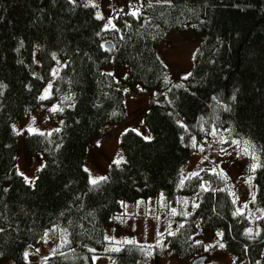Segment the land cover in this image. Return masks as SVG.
Wrapping results in <instances>:
<instances>
[{"label": "trees", "instance_id": "1", "mask_svg": "<svg viewBox=\"0 0 264 264\" xmlns=\"http://www.w3.org/2000/svg\"><path fill=\"white\" fill-rule=\"evenodd\" d=\"M126 18L106 29L95 8L70 0H0V262L27 264L25 252L56 225L65 241L42 264H93L95 255L106 254L110 264L157 263L167 253L196 258L203 251L197 233L218 230L240 264H264V0L149 2ZM187 27L204 39L191 73L178 83L156 45ZM57 56L66 65L41 100ZM120 65L130 71L127 83L104 71ZM131 83L161 86L168 98L151 102L145 113L152 138L123 132L124 161L93 184L84 168L87 146L102 125L125 121L124 89ZM41 101L44 110L58 104L62 122L52 132L24 135L25 151L43 161L31 183L16 172L12 125ZM204 128L225 133L228 148L248 147L256 157L254 195L261 213L254 232L218 173L204 169L178 185ZM161 192L166 209L178 205L172 216L177 231L151 245L127 241L106 250L105 227L120 200ZM184 197L190 202L183 207Z\"/></svg>", "mask_w": 264, "mask_h": 264}, {"label": "rangeland", "instance_id": "2", "mask_svg": "<svg viewBox=\"0 0 264 264\" xmlns=\"http://www.w3.org/2000/svg\"><path fill=\"white\" fill-rule=\"evenodd\" d=\"M71 3L88 5L96 9L97 16L105 20V28L117 27L120 20H127L126 16L133 12L139 13L142 5L149 2H168V0H70ZM95 5V6H93ZM136 14V15H137ZM165 41L156 45L158 58L163 61L168 70L170 79L181 82L189 75L195 61V54L203 42V35H196L190 27L185 30H173ZM40 46L36 45L34 54V73L39 67ZM66 65L65 61L58 56L55 58L51 71V78L45 83V87L40 93L41 100H45L51 94L52 82L58 76L59 71ZM104 71L115 76L117 81L127 83L130 78V71L127 66L120 65L117 69L104 67ZM124 104L127 117L121 124L106 123L94 134L87 146V153L84 161V168L89 175V181H100L101 177L107 176L109 168L113 164L124 161V153L121 147L122 133L128 129H134L146 139H151L152 135L144 123L145 113L152 104L159 102L164 104V98H168V92L162 91L161 86L146 88L138 83H131L124 89ZM43 97V98H42ZM58 104L49 106L47 110L42 107V101L35 105L23 119L14 121L12 129L16 135V172L23 175L27 182H33L38 176V171L43 166V161L39 156L30 157L25 151L24 135L26 133H49L61 124L62 118L56 112ZM198 142L196 152L188 159L180 171L178 185L189 175L198 174L206 169L222 176L231 196L234 197L239 213L246 214L251 221L250 232H254V221L261 213L255 205L256 185L253 181V165L258 164L253 158L254 154L248 151L244 154V148H228L226 145L225 133L216 132L210 129ZM256 168V167H255ZM5 186L8 182L4 183ZM208 183H203V188H208ZM180 202L183 207L190 200L184 197ZM120 208L115 216L108 222L104 234L106 236V250H116L121 243L133 241L151 245L160 239L164 233L177 231L180 224L172 218L176 214L178 205L169 206L164 193L156 196L139 198L136 201L120 200ZM194 200L193 202H196ZM170 209V210H169ZM175 211V214H173ZM186 212V209L185 211ZM218 231H202L197 233L196 240L203 243V251L198 254L202 256L206 253L208 264H240L234 255L226 249ZM58 227L51 225L44 236V241L39 246L28 249L25 257L27 264H42L47 257L51 256L58 245L65 241V235L58 236ZM223 244L224 247H220ZM195 257L178 260L167 253L159 262L150 261L148 264H192ZM111 255H95L93 264H110ZM0 264H16L13 259H5Z\"/></svg>", "mask_w": 264, "mask_h": 264}, {"label": "snow or ice", "instance_id": "3", "mask_svg": "<svg viewBox=\"0 0 264 264\" xmlns=\"http://www.w3.org/2000/svg\"><path fill=\"white\" fill-rule=\"evenodd\" d=\"M93 6H95V5H93ZM137 13L136 12H133L132 13V15H136ZM43 98V97H42ZM244 154H248V147H245V149H244ZM253 158L255 159V156H253ZM255 167H256V165H253V170H255ZM101 180H103V179H106V177H101L100 178ZM93 184H96L98 181L97 180H92L91 181ZM173 214H175V211H173ZM250 231V230H249ZM217 235H219V236H223V233H218ZM220 247H224V245L223 244H220Z\"/></svg>", "mask_w": 264, "mask_h": 264}, {"label": "water", "instance_id": "4", "mask_svg": "<svg viewBox=\"0 0 264 264\" xmlns=\"http://www.w3.org/2000/svg\"><path fill=\"white\" fill-rule=\"evenodd\" d=\"M106 47L108 48H111V43H108L107 45H106ZM206 260V256H199V257H196V258H194L193 260H192V264H205V261Z\"/></svg>", "mask_w": 264, "mask_h": 264}]
</instances>
